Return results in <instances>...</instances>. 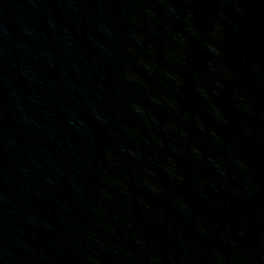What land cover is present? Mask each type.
Returning a JSON list of instances; mask_svg holds the SVG:
<instances>
[{"label":"water","instance_id":"obj_1","mask_svg":"<svg viewBox=\"0 0 264 264\" xmlns=\"http://www.w3.org/2000/svg\"><path fill=\"white\" fill-rule=\"evenodd\" d=\"M0 264H264V0H0Z\"/></svg>","mask_w":264,"mask_h":264}]
</instances>
